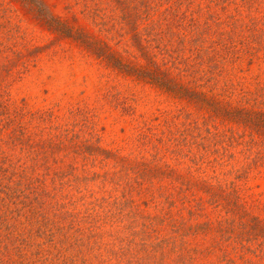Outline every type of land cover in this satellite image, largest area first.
I'll return each mask as SVG.
<instances>
[{
  "label": "rangeland",
  "instance_id": "374dc122",
  "mask_svg": "<svg viewBox=\"0 0 264 264\" xmlns=\"http://www.w3.org/2000/svg\"><path fill=\"white\" fill-rule=\"evenodd\" d=\"M43 1L55 17L65 21L72 29H84L102 44H106L108 50H112L119 58V63L92 52L71 36L58 37L53 29L35 16L24 0H0V22L7 23L0 25V43L11 44L14 49L24 51L44 46L36 56L29 57L25 65L12 66L9 74L3 75L0 100L7 101L11 108L24 112L25 128L28 130L38 131L43 127L50 131L49 134L60 130L76 136V141L82 139L110 152L109 158L99 156L100 159L96 157L91 164L86 163L80 154L70 153L75 158H72V167L68 169L66 163L69 160L58 163L64 170V174L60 176L67 184L58 193L61 199L76 202L79 214L83 210H98L109 220L98 218L94 225L83 223L76 230H73L76 225L67 218L60 221L52 219L46 226L38 227L43 222L38 217L37 224L31 225L30 210L36 203L31 201L30 189L25 184L19 187L16 183L18 176L13 171L11 162L16 160V156L13 155L12 144L5 140L4 134H0V181L22 191L0 189V264H116V258L110 256L111 251H117L120 245L127 246V240L132 239L131 248L122 249L126 260L131 251L139 250L134 242L141 241V237L146 243L153 242L149 248L157 262L154 261V264H236L234 260L226 262V257L218 250H206L202 252L203 255L198 254L200 247H211L212 239L217 241L223 238L217 232L216 237L209 235L204 229L207 225L204 222L227 225L228 222L240 221V216H233L227 210V201L233 198V187H238L233 193L239 192L249 201L264 203V165L260 166V156L255 158L247 145H238L228 149L219 167L202 163L199 169H194L196 164L190 156L176 157L163 144L171 143L165 137L167 129H171L177 136V141H182L180 148L200 150L201 145L208 144L209 138L205 137L209 130L216 131L217 128L219 132H229L227 129L232 127L238 134L242 126L217 120L214 126L213 122L203 120L201 110L187 102L186 98L177 97L149 78L139 75L136 69L150 65L139 54L131 39L132 29L129 28L134 26V30L143 32V28L148 27L152 20L155 30H159L162 22L155 13H152L151 18L134 17L132 25L128 11L115 7L114 0ZM123 1V7L131 5L130 9L134 11L143 0ZM150 1L159 3L162 9L167 6V3L161 4L159 0ZM222 2L230 4L227 9H220V4L217 9L219 13L229 19L237 18L238 22H246L251 16L264 15V0L258 7L250 10L242 6L243 0ZM195 3L205 4L206 0H195ZM155 51L156 59L161 61L163 54H160L158 48ZM165 57L168 59L169 56ZM123 64H127V67L122 68ZM213 82L210 83L213 92L207 93L215 94L218 99L230 97L234 103L243 99V93L251 92L263 84L261 91L256 93L259 98L256 101H261L264 99V60L246 58L240 66L234 65L231 72L226 69V74L218 77L217 87L211 86ZM181 107L183 111H179ZM195 117L200 130L193 125ZM50 121L54 126H48ZM1 129L7 133L12 126H3ZM182 131L190 134L194 132L196 136H184ZM41 137L43 136L36 134L34 138ZM218 138L219 136L213 137ZM212 143L210 141L209 145ZM220 143L222 141H214L212 148L218 144L222 151ZM215 152L209 157L213 158ZM19 153L28 155L27 157L31 155L27 148ZM118 156L123 157L126 164L124 169L120 167L121 161L116 160ZM229 159H232L234 166H229ZM243 162L244 166L241 164ZM159 164L163 165L164 173L170 168L177 169L176 172L181 173L186 181L157 175H148L145 179L137 177L143 166H151L157 170ZM105 169L112 172L117 183L113 180L105 181L102 186L99 174ZM37 171L38 174L45 172L44 166L37 168ZM93 172L97 177L88 182L89 189H76V175H94ZM196 177L205 179L213 194L210 190H205L208 188L206 186L196 187L187 182ZM44 178L47 187H50L51 177L47 175ZM136 178L142 181L141 184L133 182ZM130 183L133 186L131 189ZM135 188L142 189L141 196L139 192L130 193ZM81 194L84 196L81 197ZM185 195L190 199L194 195V200H190L192 206L185 200ZM102 197L107 202L104 208L97 206ZM117 201L123 203L125 211L132 201H136L141 214L157 215L164 212L170 215L171 224L166 218L158 217L150 229L154 230L150 237L144 236L141 229L146 230L148 227H145L147 222L142 219L143 216L130 220L124 215L116 217L117 210L114 206ZM65 205L66 209L72 207L68 203ZM253 211L264 218L263 210L253 208ZM173 219L176 223L180 221L182 233L171 231L176 226ZM127 222L130 225L126 226ZM186 225L191 226L185 233ZM42 228L45 234L40 232ZM163 237H169L170 240L173 238L180 243L169 244L166 248L155 245ZM222 243L225 245L226 239ZM245 243L247 250L243 257L252 264H264V236H257ZM231 245L234 244L228 246ZM232 251L233 249L230 253ZM234 259L238 261L241 257L237 255Z\"/></svg>",
  "mask_w": 264,
  "mask_h": 264
},
{
  "label": "trees",
  "instance_id": "16d2710c",
  "mask_svg": "<svg viewBox=\"0 0 264 264\" xmlns=\"http://www.w3.org/2000/svg\"><path fill=\"white\" fill-rule=\"evenodd\" d=\"M159 1L161 4L164 2L167 3V6L162 9L159 3L143 0L134 8V11H132L130 9L131 5L128 7H123V5H121V3L124 2L123 0H114L115 7L125 8V10L128 11L127 15L132 25L135 22L134 17H141V19H144L150 17L152 13H155L162 22L159 30H155L152 20L148 27L143 28V32L134 30V26L129 28L132 29L131 39L139 50V54L146 59V63L149 64L150 67L152 66V68L142 67L136 69L137 72L139 75L144 76L146 79L149 78L175 96L186 98L187 102L195 105L198 110H201V117L203 120L205 119L213 122L214 126L217 123L215 122L216 120L221 121V123L229 121L242 126V130L239 131L238 134H236V131L232 127L227 129L229 132H219L217 128L216 131L209 130L205 137L209 138L208 144L205 146L201 145L200 150H195L192 147H187L186 150L180 148L182 141H177L175 133L171 129H167L165 137L170 139L171 143L168 142L163 145L176 157H180V155L190 156L191 159L195 161L194 164H196L194 169H199L202 163L210 167H219L223 163L224 155L228 153V149L237 147L238 145H242L243 147L247 145L248 150L254 154L255 158H257V155L260 156V162L262 163L260 166H263L264 99L256 101L258 98V94L256 93H258L259 90L261 91L263 84L260 86L258 85V88L251 92L243 93L241 96L243 99H239L238 103L237 101L234 103V101L230 100V97L218 99L215 94H208L207 92L211 91V82L214 81L211 86H218L216 81L220 75L226 74V69L228 72H231L234 65L236 67L238 65L240 66L246 58L264 60V15L259 17L251 16L246 22H238L237 18L229 19L228 16H223L217 10L220 4V9H227L230 2L223 3L222 0H206L205 4H198L195 3V0ZM261 1L262 0H243L242 6L250 10L251 8L258 7ZM24 2L28 4L29 9L35 13L36 17L58 34V37L71 36L92 52L110 60L114 59V63H119V58L115 56V53H112V50H108L106 44H102L99 39L84 29H72L65 21L55 17L43 0H24ZM3 24L5 25L7 23L0 22L1 26H3ZM227 25H229V27H227ZM42 47L44 46H37L36 48L24 51L21 49H14L11 44L5 45L0 43V85L3 84V75L5 73L9 74L12 66L17 64L25 65L29 57L36 56L38 50ZM155 48H158L160 54H163L161 61L156 59L157 52ZM165 56H169L168 59ZM2 58L5 60H2ZM164 60L165 62L163 63ZM122 66H124L122 68H126L127 64H123ZM207 84H209L208 87ZM222 91H224V89H222ZM256 104L262 106L258 107ZM183 110V107H181L179 111ZM195 119L193 125L200 130L197 117H195ZM8 125H11L12 129L4 133L1 127ZM48 126L51 127L54 126V124L51 122ZM49 132L50 131H47L43 127L39 128L38 131L26 129L24 112L11 108L9 102L0 100V134H4L5 140L12 144L13 155L16 156V160L11 161L13 163V171L15 173L17 172L18 176L16 183H18L19 187L25 184V186L30 189L31 201L36 203V206L32 207L30 210L31 214L29 215V221L31 225L37 224V221H39L37 219L38 217L43 221L41 224H38V227H40L39 225L46 226V223L52 219L60 221V219L67 218L69 222L76 225L77 228L75 227V229H73L76 230L81 228V224L83 223H92L94 225L98 218H102L104 221H106V219L109 220L108 217L101 215L98 210H91L90 212L83 210V213L79 214V211L76 210L75 207L76 202L67 199L63 201V199H61L58 193L62 191L63 186L67 184L66 180L60 176L64 174V170L58 163H65L66 160H69L66 163L68 169V167H72L70 165L72 158H75V156L70 153L80 154L86 163L91 164L96 157L99 158V156H102L103 158H109L110 156H108V154L110 152L99 145L91 144L82 139L76 141V136H72L71 134L68 135L66 132L62 133L60 130L56 133L49 134ZM36 134L42 135L43 137L35 139L34 137ZM181 134L184 136H196L194 132L190 134L182 131ZM216 136H219V138L213 139V137ZM210 141L213 142L212 144H214V141H222V143H220L222 151L218 144H215L216 147L212 148V144L209 145ZM23 148H27L28 154H31L29 157H27L28 155L25 156L19 153ZM239 150L240 149L237 151L239 152ZM213 152H215L216 155L210 158L209 156ZM4 158L5 157H3V159ZM21 159L23 161H21ZM27 160L30 161L28 162ZM116 160L121 161L120 167L123 169L126 167V164L123 162V157L118 156ZM231 160L228 161L230 167L234 166ZM23 163L25 164L23 165ZM241 164L244 166L245 162ZM41 166H44L45 172L38 174L37 168ZM176 171L177 169L174 170V168H170L164 173L163 165L161 164H159L157 170H154L151 166H143V170L140 172V175L137 173V177L139 176L138 178L145 179L148 175H157L159 177L169 176L173 180L179 179L181 182L186 181L183 180L182 174ZM86 174L87 175L83 176L76 175L75 177V182L77 179L76 189L79 191L83 189L88 190V182L97 177L96 173H94V175ZM47 175L51 177L52 185L50 187H47V184L44 182V177ZM99 175L102 186H104L105 181L113 180V182L117 183V178L112 172H109L108 169H105ZM119 176L122 175L119 174ZM138 178L134 179L135 181L133 182L141 184L142 181ZM247 179H249V177ZM187 182L196 187L205 188L206 186L208 188L205 190H210V193L213 194L211 186H209V183L205 179L196 177L191 182ZM131 187L133 188L132 183H130V189ZM0 189L1 191L2 189H5L4 191L18 189L19 192H22L20 188L16 187L14 189L12 186L7 185L6 182L2 183V181H0ZM237 189L238 187L232 188L233 198L231 201H227V205L229 206L227 210H229L233 216H240V221L238 223L235 221L232 223L228 222L227 225H214L211 222H204L207 223L204 229L209 235H214L216 237L215 232H217V234L223 238L217 241L212 239L210 244L211 247H200V252L198 251V254L201 253V255H203L202 252H206V250L209 252L218 250L226 257V262L234 260L236 264H252L251 261L243 257V253L247 250L245 242L257 236H264V218L253 211V208L264 211V203L249 201L247 197L240 195L239 192L233 193ZM138 192L139 196H141V188H135L130 191L132 194ZM143 194H145V192ZM83 196L84 194H81V197ZM218 196L222 198V195L219 194ZM16 197H18V195H16ZM185 198L183 199L192 206L190 200H194V195L192 199L186 197V195ZM66 203L72 205L71 209H66ZM106 205L107 202L105 197L100 198L97 206L104 208ZM114 208L117 210H114L116 212V217L124 215L127 220H130L138 216H143L142 219L146 220L145 223L147 222L145 227H148L146 230L141 229V233H143L144 236L150 237V234H152L151 232L154 231L150 229H152V225L156 223L158 217L166 218L168 223L171 224L170 215H166L164 212L158 213L157 215L141 214L140 207L136 201H132L129 205V209H126V211L121 201H117ZM172 222H174L176 226L174 229H171V231L182 233L183 228L181 227L180 221L176 223L173 219ZM128 225H130V223L127 222L126 226ZM189 226L186 225L184 227L185 233L188 232ZM43 229L44 228H42L40 232L45 234ZM47 230L50 231L49 228ZM193 232L197 233L196 231ZM225 234L226 236H224ZM46 238L49 240V237ZM160 239L162 241L155 245L164 248L169 244L175 245L180 243L174 241L173 238L170 240L169 237ZM165 239L167 241H164ZM225 239L227 243L222 245V241ZM142 242H144L142 237L141 241L139 240L138 243L134 242V244L139 247V250L135 252L131 251L126 260L124 257L125 252H122V249H130L133 244L132 239L127 240V246L124 244L121 247L120 245L117 251H111L110 256L116 258V264H154V261L157 263L149 248L153 242ZM230 244L234 245L228 246ZM232 249L233 251L230 253ZM237 255L241 257V259H238L239 262L234 259ZM151 258H154V260ZM104 260L106 259L104 258ZM109 264L112 263L109 262ZM162 264L168 263L163 262Z\"/></svg>",
  "mask_w": 264,
  "mask_h": 264
}]
</instances>
